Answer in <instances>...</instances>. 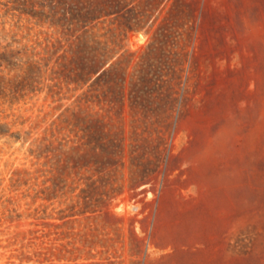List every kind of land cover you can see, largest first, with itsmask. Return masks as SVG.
I'll list each match as a JSON object with an SVG mask.
<instances>
[{"label":"rangeland","instance_id":"1","mask_svg":"<svg viewBox=\"0 0 264 264\" xmlns=\"http://www.w3.org/2000/svg\"><path fill=\"white\" fill-rule=\"evenodd\" d=\"M47 5L0 0V264H264V0H121L86 80Z\"/></svg>","mask_w":264,"mask_h":264},{"label":"trees","instance_id":"2","mask_svg":"<svg viewBox=\"0 0 264 264\" xmlns=\"http://www.w3.org/2000/svg\"><path fill=\"white\" fill-rule=\"evenodd\" d=\"M121 0H48V11L43 13V20L47 21L51 27H70L61 31V38L55 40L56 45H60L63 40L69 41L68 47L58 63L59 69L67 73H75V77L86 80L98 74L105 75L110 70L106 67L108 59H101L96 56L94 47L102 42L98 40L94 31L83 30V26L100 21L111 12H116ZM82 33L76 35V32ZM132 31V29H128ZM71 37H74L70 42ZM54 44V46H55ZM100 134V133H99ZM69 150H74L69 147ZM64 152V150H62Z\"/></svg>","mask_w":264,"mask_h":264}]
</instances>
